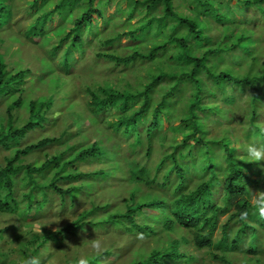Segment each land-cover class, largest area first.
<instances>
[{"label":"trees","instance_id":"trees-1","mask_svg":"<svg viewBox=\"0 0 264 264\" xmlns=\"http://www.w3.org/2000/svg\"><path fill=\"white\" fill-rule=\"evenodd\" d=\"M116 1H121L118 16L125 23L121 31L100 43L110 47L124 39L123 49L129 52L124 56L115 51L97 55L113 61L114 69H122L116 74L110 69V75L103 74L107 78L104 84L87 87L85 108L90 113V124L102 125L105 130L102 140L92 145H68L61 154L49 155L43 162L25 163L24 159L62 141L69 132L64 128L58 137H39L27 143L29 134L43 130L51 122L48 111L53 99L26 94L34 88L40 91L44 84H59L55 72L66 69L68 62L84 51V38L99 37V28L111 20L103 9L111 0H30L26 14H33L34 19L25 26L23 36L35 45L43 41L45 56L37 60L41 70L35 74L31 66L22 65L21 58L8 65L0 55V106L5 105L4 114L0 112V148L9 153L0 165V215L18 220L15 226L0 227V240L11 236L17 241V262L36 253L41 264L51 257L48 245L63 252V241L70 237L79 238L81 244L90 239L91 236L83 238L87 229L100 230L106 236L110 227L127 231L136 223L141 228H155L159 233L178 237L182 235L177 230H185L193 234L192 242L197 248L210 247L218 213L225 209L236 231L231 240L226 229L221 232L223 246L242 241L248 229L250 242L245 254H254L258 249L257 234L250 223L260 218L250 202L249 183L256 186L260 180H252L246 172L258 169L260 164L247 163L246 157L235 155L236 150L230 146L235 140L232 133L216 139L207 137L208 120L224 115L223 104L233 105L234 94L236 98L248 94L242 111L254 115L253 107L264 86V62L259 65L255 58L245 56L235 48L237 43L231 47L230 42L222 43L224 36L229 39L226 26L235 22L233 6L237 2L232 4L239 0ZM243 2L264 16V0ZM157 6L160 13H156ZM16 10L14 0H0V35L11 28L8 24ZM211 24H221L224 31L220 38L207 34ZM36 38L38 41H34ZM145 43L149 46L143 49ZM228 47L231 52L220 63L217 52ZM134 61L149 69L146 76L131 78L123 72ZM74 106L72 103L66 109L74 110ZM60 113L63 110L56 116ZM52 121L58 124L56 118ZM120 152L126 158L121 160L129 165L114 162L92 172L79 169L80 164L99 161V157H121ZM67 153L70 156L65 159ZM117 169L123 170L131 187L135 184L134 189L127 188L128 199L112 206L109 201L90 197L93 183L100 181H110L115 188L111 187L109 193L119 195V182L113 178ZM52 193L60 210L74 209L82 199L89 207L58 230L42 226L43 234L32 235L35 229L27 225L24 235L17 234L24 224L22 218L36 221L49 211ZM243 211L249 212L246 221L239 220ZM168 239L171 247L162 258L151 256L133 264L195 261L194 256L179 252L183 236L182 240L173 236ZM9 252L13 250L0 251V259H7ZM109 253L105 250L101 257L91 256L92 264H101Z\"/></svg>","mask_w":264,"mask_h":264},{"label":"clouds","instance_id":"clouds-1","mask_svg":"<svg viewBox=\"0 0 264 264\" xmlns=\"http://www.w3.org/2000/svg\"><path fill=\"white\" fill-rule=\"evenodd\" d=\"M237 3H239L237 6V10H235L234 13V17H238L239 19H243V20H249L251 22V27H259V23H261V14L257 11V9L255 7H249V6H245L242 3V0L237 1ZM239 8H243V12H238ZM14 14L13 17L11 19V21L9 22V27H11V23L12 20L14 18ZM261 29V28H260ZM255 33V32H254ZM5 34V33H3ZM3 34L0 35V45L3 42L2 36ZM262 35V34H261ZM16 38L18 41H15L13 39L10 38V41H12V43H19V44H23V42L21 41V39L17 36H11ZM24 37V36H23ZM262 38L264 39V36H262ZM26 39V38H25ZM29 40V39H27ZM19 52V54H18ZM77 53H75L76 55ZM3 55L4 54H0ZM80 54H77V56L72 59L70 62H68V66H66V69H64L62 72L59 70L58 72H55L58 76L59 80V84L55 87H50V86H46L45 84L41 87L40 92V96H45V97H50V99H53V107L51 109V111H48V116L51 120L50 123L55 124L52 121V118H56L57 121L56 123H60L61 125H65L66 128H68V133L67 136L63 137V140L60 141L58 140V142L56 141L55 143H52V146H57L58 148L60 147V150L54 154V156H56L57 154H61L63 152V150L65 149L66 146L68 145H80V144H85V145H92L94 144V142H98L100 139L102 140V133L105 132V130L103 129L102 125H91L89 118H90V113L89 111L85 108V99L88 96L87 95V87L89 86H96V85H101L104 84L107 81V78H104L103 76V80L101 83H91V84H83V82H81L83 80V78L85 77H90V75H85L82 74L79 71V65L83 62L82 60H78V56ZM83 55H84V51H83ZM10 56L12 58H14L15 56L18 58L17 60L14 61H9L5 58V61H7L8 65H11L15 62L19 61L20 57V51H12L10 52ZM38 63V64H37ZM59 63V60L56 62ZM35 64H37V66L35 67ZM22 65H29L33 68V70H35V74H38V72L41 70L40 68V63L37 60H34L33 62H25L22 59ZM8 68H12V67H8ZM91 69V67H90ZM112 69V68H111ZM6 73H10L9 71H6ZM110 72V69H109ZM103 73V72H102ZM104 74V73H103ZM107 75H110L111 73H106ZM72 77L75 76H79V84L82 85L81 86V92L83 93L84 96V104L82 106H80L78 104L77 100H74L73 97L78 93L77 90L73 87L72 84ZM110 77V76H109ZM108 77V78H109ZM28 84L26 85L27 88ZM46 86V87H45ZM109 87V86H108ZM23 88V86H22ZM46 89V93L43 94L42 89ZM249 91H251V89H249ZM27 93V92H26ZM31 95L32 93H27L26 95ZM34 94V93H33ZM28 95V96H29ZM248 95V94H247ZM246 95V96H247ZM34 96H36L34 94ZM246 96L242 97V98H236V95H233V98L235 99V102L233 103V105L230 104H223L224 109L226 110L225 114L222 115L219 118H215L212 120H208V125H207V132L208 135L207 137L210 139H216V138H221V135H226L228 136L229 133H232V135L235 137V140L231 143V147H233L236 150L235 155L238 156L239 158H245L247 159V163H258L261 166V162L264 161V140L259 138V134H264V88L262 89V91H260L259 95H258V101L256 102L255 106L253 107L254 110V115L250 114H244L242 111V104L244 103V100L246 98ZM72 103L76 104L75 109L68 111L66 109L67 106L71 105ZM4 104H1V106ZM0 106V112H2L1 114H4V108H1ZM73 107V108H74ZM54 109H58V112H61L63 110V113H60L59 115L56 116L55 113H53ZM60 118V119H59ZM220 125H224L223 126V131L221 133H219V131L221 130L222 127H220ZM237 126L239 128V130L242 133V139L243 141H240V137L241 136H237L236 134H234L235 132L240 133L239 131L236 130ZM74 127V130H73ZM45 129V127H44ZM40 130V131H44ZM71 129L73 131V134L71 135ZM232 129V131L230 130ZM90 130H93L95 133V137L91 138L89 136V132ZM260 130L261 132L258 133L257 131ZM39 132V131H38ZM240 133V134H241ZM31 135V134H30ZM249 135V136H246ZM59 136V135H58ZM58 136H51V137H58ZM28 137V136H27ZM41 138L45 136H40ZM47 137V136H46ZM77 137L76 139L72 140L73 138ZM253 137V138H251ZM73 141V142H72ZM34 142V141H33ZM238 142V143H237ZM252 144V145H249ZM248 146V147H247ZM49 146L45 147L46 149L49 148ZM246 147V148H245ZM112 149V148H111ZM112 151H116L113 150ZM123 152H120V156L121 157H116L113 156L110 159H102L99 157V161L98 160H93L91 163H94V165H97L98 168L91 170V171H87V172H92L95 171L109 163H114V162H118V163H123L125 164L121 159L125 158L123 155ZM217 154L219 156L222 157V151L221 150H217ZM70 155H68V153L65 156V159H67ZM157 158V154L154 155ZM126 159V158H125ZM137 162H140V159L137 160ZM90 164V163H87ZM80 165H84L80 164ZM125 165H129V164H125ZM124 166V165H121ZM259 166V168H260ZM226 165L223 167L225 168ZM258 168V170H259ZM81 170V168H79ZM121 175H122V179H115L119 182V195H115V198H106L105 201H109L111 203L112 206L121 204L122 200H127L128 199V195H129V190L127 191V188H130L131 185L129 184V182L127 181L125 177V174L123 172V170H119L117 169ZM82 171V170H81ZM85 172V171H83ZM259 175V172L257 174V169L254 168L251 171H247L246 172V176L251 178L252 180H258L256 178H253L254 176ZM83 180L86 182L87 179L83 178ZM260 180V179H259ZM261 181V180H260ZM100 182H104V181H100ZM64 184H68L69 182H63ZM95 183L98 182H94L93 184V189H92V193H94L95 190ZM106 183H110V181L106 182ZM237 183H240L237 181ZM260 183V182H259ZM71 184V182L69 183ZM135 184L132 183V189H134ZM250 202H252L253 204V209L255 214H257L259 216V221H255L253 223H250L255 229H256V238H255V243L258 246L257 251L254 254H245L249 242H250V237H249V230L246 229V233L247 235L244 237V239L238 243H235L233 245L230 246H226L224 247L221 239H220V234L223 230H227L231 235H230V239L232 237V234L235 233L236 229L233 227V224L228 222V214L226 213L225 209H221L218 213V219L216 221V228L214 231V234L211 237L212 240V244L210 247H206L203 246L201 248H197L194 243L192 242V237L193 234L190 232H187L185 230H177L179 231V233L183 236V238L185 239L184 241L181 239V237H178L176 235L173 234H168V233H159L157 230H155V228L153 229H144L141 228V225H135V226H128V230L127 231H122L119 230V232H122L124 234H127L131 237L134 238V241H138L141 240L142 242L146 243L148 241L151 242V246L148 248H144L141 247H137L136 249H132V252L130 254H133L135 259L132 260L129 264H133V263H137V262H141L147 258H151V256H156L158 258H162V256L169 251L170 247H171V240L168 239L169 236H173L176 239H181V242H184L180 249L179 252L182 254H189L195 257V261L192 263L194 264L198 259L195 256V253L190 251L188 249V247H191L193 249H196L198 252L204 251L206 252V254L208 255V258L211 259L213 262L219 263V264H237L235 262V259L237 257H241L242 261L239 264H251L249 263L247 260H253L255 261L253 264H262V261H264V190H260V189H256L253 190L251 189L250 183ZM256 186H259L256 185ZM107 190H111V187L108 186L106 187ZM51 195H55V194H51ZM93 197V196H92ZM95 197L96 199H100L102 200V194H96L95 193ZM114 201H117L118 203L114 204ZM87 206L89 207V204H87ZM220 207V206H219ZM249 216V212L248 211H243L240 213L239 216V220L241 221H246L247 218ZM263 221H262V220ZM8 224L10 223H4V228L8 226ZM262 224V226L260 225ZM112 227H110L111 229ZM115 229V228H113ZM187 242V243H185ZM66 244H68V247H77L74 245H71L68 243V241H65ZM86 243V247L81 248V250L77 253V255L75 257H73L70 261V264H92L91 261V256L95 255L97 257H101L103 252L105 250L110 251L109 255H107L106 257H111L114 255V253L112 252V248H106V242L99 236L95 235L94 238L91 239H84L82 244ZM128 247L127 245H125V248ZM228 247H232V249H229ZM130 254H127L128 256ZM104 257V258H106ZM225 258H228L230 261L227 263L225 262ZM101 262L103 263L104 261L101 260ZM101 263V264H102ZM18 264H41V259L39 256H29L27 258H23L21 259Z\"/></svg>","mask_w":264,"mask_h":264},{"label":"rangeland","instance_id":"rangeland-1","mask_svg":"<svg viewBox=\"0 0 264 264\" xmlns=\"http://www.w3.org/2000/svg\"><path fill=\"white\" fill-rule=\"evenodd\" d=\"M23 1V0H22ZM30 0H25L23 3H21L20 0H14V3L18 7V11L15 12V16L11 23V28L7 30L5 34H3L2 39L3 42L0 45V54H4L5 58L7 60L14 61L18 58L15 56L12 58L10 56V52L12 51H20V57L25 62H33L34 60H38V58L44 57V48H46L43 44V41L40 40L37 45L33 44L31 40H27L23 37V31L25 26L28 24V22L34 19L33 14L27 15L26 14V4L29 3ZM121 1L111 0L109 5L104 9V13L106 16H109L111 20L107 24L106 27L99 28L100 34L99 37H93L89 36L84 38L85 44H84V55L83 52L80 53L78 56V60H82L83 62L79 65V71L82 74L90 75V77H85L81 82L83 84H91V83H101L103 80V73H110L109 69L112 68L113 73H117L118 70L122 69V66H118L116 69H114L112 66L114 65V62L111 60H103L102 57H97L98 53H111L115 51L114 53L124 56L129 51L125 48V40L121 39L120 42H118L116 45H111L110 47H104L100 42L112 37L114 35L115 31H121L123 28V24L125 23L124 18H121L118 16V7H120ZM237 1H235L232 5H234ZM242 3L245 5V2ZM239 3H236L233 6V10H237ZM22 6V8H20ZM256 8V7H255ZM40 10H45L44 8L39 7ZM257 9V8H256ZM160 8L157 6L156 13H160ZM261 23H259V27H251V22L249 20H243L239 19L238 17H234L235 22L228 23L226 28L229 30V33H226L229 36V39L227 40V37L224 36L222 43L230 42L232 43L229 47H231L234 44H238V46H235V48H238L240 51H242L245 56L248 58H255L259 65H262L264 62V39L262 36H264V16H261ZM56 25V23L54 22ZM70 24V23H69ZM210 24V23H209ZM117 25V26H116ZM223 28L221 27V24H211V28L209 29V33H207L209 36H214V38H220L223 33ZM231 31V32H230ZM255 32V33H254ZM262 34V35H261ZM11 36H17L21 39L23 44L19 43H12L10 41ZM34 41H38V39H34ZM214 42V41H213ZM42 45V46H41ZM147 46H149V43H145L143 46V49H146ZM228 48H223L219 52H217L218 55V61L220 63H224L226 58H228L231 50ZM38 64V63H37ZM35 64V67L37 66ZM249 65V64H248ZM91 67V69H90ZM249 68H247L248 71ZM147 70V71H146ZM149 71V69H145V67H142L140 64H137L135 61L132 62V64H129L126 66L123 72L127 73L128 75L133 77L138 76H146V73ZM103 72V73H102ZM245 75H243L244 77ZM241 78L240 76H237ZM72 84L73 87L77 90V94L73 97L74 100L78 101V104L82 106L84 104V96L81 92V86L79 84V76L72 77ZM242 79V78H241ZM264 88V86H263ZM34 91L31 93H34L36 96H40V92L34 88ZM43 94L46 93V89H42ZM1 108H4V105L1 106ZM58 109H54L53 113H57ZM60 119V118H59ZM223 126L220 125L221 130L219 133L223 131ZM236 130L241 133L239 128L237 126ZM66 128L65 125L58 124H52L49 123L45 126L44 131H37L36 133L29 134V136L26 138L27 143H31L33 141H36L39 139L40 136H58L62 130ZM74 130V127H73ZM232 131V129H230ZM233 132V131H232ZM235 132L237 136L240 137V141L242 142V133ZM39 134V135H38ZM70 134H73V131L71 129ZM89 136L91 138H94L96 135L93 130H90ZM77 137L73 138L72 140L76 139ZM259 138L264 140V137L262 134H259ZM73 142V141H72ZM238 143V142H237ZM252 145V144H249ZM248 147V146H247ZM246 148V147H245ZM60 150V147L58 148L56 145L52 146L50 145L49 148L44 149L42 152L33 154L32 156L24 159L25 163L30 164L31 162H43L49 155L52 156L56 154ZM9 153L6 151H3L0 148V165L3 164V159L8 155ZM79 168H81L82 171H91L96 168H98L97 165H94V163H84V165H79ZM259 172V175L254 176L253 178L260 179L259 186H251V189L256 190L264 189V161L261 162V166L259 170L257 169V173ZM113 178L115 179H122L121 173L116 170ZM79 182V181H77ZM112 187L115 188L113 184L106 183V182H98L95 183V190L94 193L90 197L93 196L95 200V193L96 194H102V200H105L106 198H115L113 194H110L109 191L106 189V187ZM50 206L49 211L43 215L40 216L36 221L29 219V218H22L21 221L24 223L20 225V229H18L17 234L24 235L26 231L29 229L27 225H30L31 228L35 229V231L32 232V235L38 234L39 236L44 233V231L41 230V227L44 226L46 229H49L51 231L58 230L61 226L65 225L66 223L76 220L77 215L80 214L84 209L88 208L87 203L84 202V199H82L81 204L78 203V205L74 209L66 208L65 210H60L59 208V201L57 198L53 195H50ZM101 201V200H100ZM102 202V201H101ZM118 203L117 201H114V204ZM33 214V211L32 213ZM4 223H10L17 225L18 220L13 216H4L0 215V227H4ZM29 223V224H27ZM136 225H139L136 223ZM132 227V226H130ZM103 232H100V230L94 231L92 229H87L84 233V237L91 236V238H94L95 235L101 237L106 242V248H112V252L114 253L113 256H109L106 258H102L101 260L104 261L102 264H129L132 260L135 259L133 254H130L132 252V249H136L137 247H143L148 248L151 246V242L148 241L146 243L142 242L138 239V241H134V238L124 234L122 232H119L118 229L111 228L108 232V234L102 235ZM90 238V239H91ZM65 241H68L69 244L77 246V247H68V244L65 243ZM64 249L66 251L59 252L53 245L50 246V258L45 259L44 264H66V262H70L73 257L77 255V253L81 250V248L86 247L87 245H83L80 243L79 238L70 237L69 239H66L63 241ZM125 245L128 247L125 248ZM17 241L11 237L6 236L4 240H0V251H10L13 250V252H9L7 259H0V264H14L18 261V252H17ZM188 249L195 253V256L197 257V261L194 264H219L216 262H213L211 259L208 258V255L206 252L201 251L198 252L196 249H193L191 247H188ZM127 254H130L129 256ZM37 256V254H34ZM4 261V262H3ZM242 261L241 257H237L235 259V262L239 264ZM3 262V263H2ZM18 264V262L16 263ZM262 264H264V261H262Z\"/></svg>","mask_w":264,"mask_h":264}]
</instances>
